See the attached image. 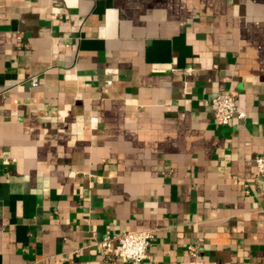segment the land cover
<instances>
[{"label":"crops","instance_id":"crops-1","mask_svg":"<svg viewBox=\"0 0 264 264\" xmlns=\"http://www.w3.org/2000/svg\"><path fill=\"white\" fill-rule=\"evenodd\" d=\"M258 156L264 0H0V264H264Z\"/></svg>","mask_w":264,"mask_h":264},{"label":"built area","instance_id":"built-area-1","mask_svg":"<svg viewBox=\"0 0 264 264\" xmlns=\"http://www.w3.org/2000/svg\"><path fill=\"white\" fill-rule=\"evenodd\" d=\"M192 69L186 70L191 74ZM33 81V85L36 86ZM213 117L218 125H229L234 119L245 120L247 114L238 110L236 100L231 95H219L211 101ZM257 177H264V156L256 158ZM154 238L151 231H127L117 237H106L95 244V249L100 256L105 258L120 259L127 264H144L149 259V251ZM189 251L196 254V248Z\"/></svg>","mask_w":264,"mask_h":264}]
</instances>
